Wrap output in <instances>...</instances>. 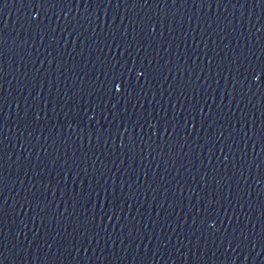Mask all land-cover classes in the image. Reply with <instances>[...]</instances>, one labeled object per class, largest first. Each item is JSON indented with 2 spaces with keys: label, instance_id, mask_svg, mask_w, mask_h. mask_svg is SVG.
<instances>
[{
  "label": "water",
  "instance_id": "1",
  "mask_svg": "<svg viewBox=\"0 0 264 264\" xmlns=\"http://www.w3.org/2000/svg\"><path fill=\"white\" fill-rule=\"evenodd\" d=\"M0 264H264V0H0Z\"/></svg>",
  "mask_w": 264,
  "mask_h": 264
}]
</instances>
